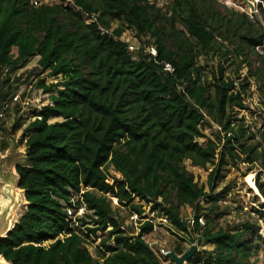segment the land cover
<instances>
[{"label": "trees", "instance_id": "1", "mask_svg": "<svg viewBox=\"0 0 264 264\" xmlns=\"http://www.w3.org/2000/svg\"><path fill=\"white\" fill-rule=\"evenodd\" d=\"M59 1L34 8L30 0H0V79L38 57L35 88L50 100L35 115L40 119L23 132L25 163L15 171L27 204L0 239V256L10 264H98L87 242L100 238L103 264H170L143 239L152 223L145 221L137 235L128 236L112 215L110 199L143 219L150 206L167 217L173 234L187 235L181 210L193 209L198 219L200 201L212 196L194 183L183 163L210 165L211 191L227 158L254 164L257 147L241 144L243 126L233 134L231 124L240 121L229 111L248 110L244 102L250 85L235 87L220 67L218 76L212 73L211 95L200 84L196 60L214 45H236L233 53L241 64L250 53L257 57L262 69L253 76L264 87V26L235 11L221 14L214 0H172L167 11L149 0ZM91 16L94 21L86 23ZM116 22L121 25L111 30ZM101 29L111 32L101 34ZM125 29L148 37L156 57L139 50L133 59L127 44L118 40ZM221 55L226 61L229 51ZM165 64L172 73L163 71ZM49 78L54 83L46 84ZM206 118L223 130V138L199 143L205 139L201 125ZM260 154L264 157V151ZM110 166L120 175L111 184L105 172ZM255 188L264 197V183L257 179ZM80 207L91 213L89 223L75 217ZM253 212L264 222V211ZM90 223L94 228H85ZM240 227L204 229L198 242L213 249L196 251L189 261L249 264L256 247L244 237L255 236L256 229L248 222ZM192 228L200 229L197 222ZM172 252L180 256L185 249L177 245Z\"/></svg>", "mask_w": 264, "mask_h": 264}, {"label": "rangeland", "instance_id": "2", "mask_svg": "<svg viewBox=\"0 0 264 264\" xmlns=\"http://www.w3.org/2000/svg\"><path fill=\"white\" fill-rule=\"evenodd\" d=\"M50 5L60 4L59 0H48ZM155 2L157 8L167 11L172 0H150ZM215 8L221 14H228L230 11L241 13L244 8L242 0H214ZM263 1V0H261ZM63 6L67 3L63 2ZM235 7V8H231ZM264 13V11H263ZM257 18L253 21H258L264 24V16L259 12ZM120 23H113L111 30L120 26ZM182 30L180 25H177ZM120 39L130 43L134 47L139 45H150L152 41L148 37H137L132 29H125ZM169 47V44L166 43ZM236 45H214V49L209 55H201L196 60V67L200 69V84L208 88L211 95H213L212 73L218 76L219 68L224 69V78L230 79L234 82V86L238 87L240 83L247 82L250 85V90L245 97L244 106L248 109L242 111L238 109H229L232 113V118L238 122L231 124L234 133L239 130L237 126H243L245 134L241 139V144L246 146H256V151L252 155L255 158L254 164H243L241 160L226 159V164L222 166L220 177L215 183L214 190H210L209 175L212 172V167L206 165L205 168L194 167L188 161L183 163L184 170L193 176L194 183L202 188L206 195L212 196V199H202L199 203L198 216L203 219V226L199 224V230L192 232L194 228H189V234L181 233L173 234L171 230L159 226L158 214H151L150 206H147L143 217L150 218L153 216L152 222L158 229L156 232L145 235L144 240L155 253L158 259L163 260L158 256V251L163 249L165 251H173L177 245H180L185 252L191 247H195V252L198 254L212 251V246L206 245L204 241L198 242L201 239L202 231L207 229L211 232L219 230H241V225L251 223L256 229V235L251 237L246 234L245 240L253 241L256 249L249 260V264H264V222L261 221L256 213L253 211H264L260 205H264V197L257 191L252 189L247 178H250L255 186V181L260 180L264 183V157L260 152L264 151V87L258 82L254 74L262 67L258 63L257 57L250 53L246 64H241V57H235L233 51ZM220 50V52H218ZM229 51L226 61L222 58L221 53ZM244 53H247L245 51ZM39 58L34 57L24 67L18 69L15 73L8 76H2L0 79V113L4 116L0 119V231H4L5 224L10 220L11 224L16 222L25 211V200L23 191L17 187L18 176L15 168L17 165L25 163V138H22L23 132L28 128L29 124L34 121V117L39 113L43 107L50 104V100L42 90L35 88L37 80L36 75L39 72L37 62ZM7 84H4L6 79ZM54 83L51 78L46 80V84ZM18 96L17 101L12 99ZM59 121L58 119H50L49 123ZM201 131L205 139L200 140L199 143L206 141H217V136L223 138L225 133L217 127L210 118L201 125ZM252 137V138H251ZM242 159V155H240ZM108 175V182L111 184L113 179H119L120 175L114 172L113 168L107 167L105 171ZM222 193V194H221ZM99 196L98 193H93ZM77 196H75V199ZM107 198H109L107 196ZM115 198L110 199V209L112 215L118 219L122 228L128 236L137 235L140 232V226L146 221L139 216L136 219L130 218V212L127 208L115 205ZM161 200H158L159 203ZM171 202L176 204L174 196L171 197ZM135 204H141L135 200ZM181 219L188 221L194 217L193 209L181 210ZM220 215L216 218L214 215ZM91 213L86 211L84 207L77 210L76 218H82L87 223L90 222L87 216ZM13 218V221H12ZM15 220V221H14ZM85 228L93 229L92 223L85 226ZM81 227V232L85 229ZM181 237L185 241H181ZM189 244L187 240H192ZM100 238H92L88 240L87 249L91 257L97 261L98 264H103V260L99 258L98 244ZM50 242L45 243L48 245ZM184 252V254H185ZM183 255V254H182ZM196 257L186 264H192ZM169 264V263H166ZM170 264H173L172 262Z\"/></svg>", "mask_w": 264, "mask_h": 264}, {"label": "built area", "instance_id": "3", "mask_svg": "<svg viewBox=\"0 0 264 264\" xmlns=\"http://www.w3.org/2000/svg\"><path fill=\"white\" fill-rule=\"evenodd\" d=\"M243 3H244V8L242 9L241 13L246 15L248 17V19H250L251 21L254 20V18H257V14L260 12L263 16H264V0L261 1V0H242ZM149 2H152L153 1H150ZM155 3V2H154ZM171 2H169L168 4H170ZM30 5H32L34 8H37V7H40L42 5H50L49 1L48 0H30ZM157 7V6H156ZM231 8H235V7H231ZM93 17L91 16L90 18L86 19V23H90V22H93ZM262 26H264L263 23H260ZM111 30L108 32V31H104L103 29H101V34L103 33H110ZM121 37V36H120ZM120 37L118 38V40L122 41V42H125L127 44V51L128 53L132 56L133 59H137V52L139 50H142V52H144L145 54H148L149 56L151 57H156V49L154 46H152L151 44L150 45H139L137 47H134L133 45H130V43L126 42V41H123V39H120ZM256 51L259 53V54H263L262 51L259 49V48H256ZM163 71L166 72V73H172L173 72V69L171 68L170 65L168 64H165L163 66ZM14 102L18 100V96L16 95L13 99H12ZM3 114L0 113V119L3 118ZM37 119L39 120L40 118L39 117H34V120ZM115 205L118 204L117 200H115L114 202ZM152 212V211H151ZM72 214V210H68L67 211V215L68 216H71ZM153 214V216L157 213H151ZM130 218L131 219H136L138 216L137 214L135 213H131L130 214ZM153 216L150 217V218H147L145 219L146 221H150L153 225V222H152V219H153ZM158 221H159V226H162V227H165L167 229L170 228V223H169V220L167 219V217L165 216H158ZM198 223L200 224V226L202 227L203 226V219L202 217H199L198 219H195V217H192L190 218V220L187 221V225L189 228H192L195 223ZM158 228L155 227L154 225L152 226V232H156ZM145 237V236H144ZM143 237V239H144ZM145 241V240H144ZM171 251H165L163 249H160L158 251V256L162 259H169L168 258V254L170 253Z\"/></svg>", "mask_w": 264, "mask_h": 264}, {"label": "water", "instance_id": "4", "mask_svg": "<svg viewBox=\"0 0 264 264\" xmlns=\"http://www.w3.org/2000/svg\"><path fill=\"white\" fill-rule=\"evenodd\" d=\"M15 224H16V222L12 226H10L11 222H10V220H8L7 224H5L4 231H2V230L0 231V239L5 238L8 234V232L14 227ZM194 253H195V247H191L188 251L185 252V254L180 255V256H177L173 252H170L168 254V258L173 264H186V262L191 259V257L194 255ZM1 260L4 261V263L0 262V264H10V263L6 262L3 258Z\"/></svg>", "mask_w": 264, "mask_h": 264}, {"label": "bare ground", "instance_id": "5", "mask_svg": "<svg viewBox=\"0 0 264 264\" xmlns=\"http://www.w3.org/2000/svg\"><path fill=\"white\" fill-rule=\"evenodd\" d=\"M246 181L248 182V185H249L252 189H254V190L256 189L250 178H247ZM12 221H13V218H12ZM14 221H15V220H14ZM1 259H2V258L0 257V262H1V263H4V261H2Z\"/></svg>", "mask_w": 264, "mask_h": 264}, {"label": "crops", "instance_id": "6", "mask_svg": "<svg viewBox=\"0 0 264 264\" xmlns=\"http://www.w3.org/2000/svg\"><path fill=\"white\" fill-rule=\"evenodd\" d=\"M17 222V221H16ZM15 222H13L10 226H12Z\"/></svg>", "mask_w": 264, "mask_h": 264}]
</instances>
